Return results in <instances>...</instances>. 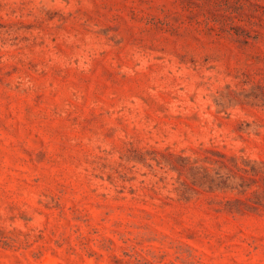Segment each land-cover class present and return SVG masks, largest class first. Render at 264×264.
Masks as SVG:
<instances>
[{
    "label": "rangeland",
    "instance_id": "obj_1",
    "mask_svg": "<svg viewBox=\"0 0 264 264\" xmlns=\"http://www.w3.org/2000/svg\"><path fill=\"white\" fill-rule=\"evenodd\" d=\"M0 264H264V0H0Z\"/></svg>",
    "mask_w": 264,
    "mask_h": 264
}]
</instances>
